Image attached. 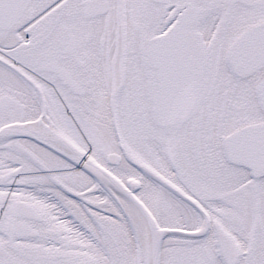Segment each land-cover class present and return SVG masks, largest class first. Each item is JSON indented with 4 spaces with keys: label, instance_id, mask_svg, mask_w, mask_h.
I'll list each match as a JSON object with an SVG mask.
<instances>
[{
    "label": "flooded vegetation",
    "instance_id": "obj_1",
    "mask_svg": "<svg viewBox=\"0 0 264 264\" xmlns=\"http://www.w3.org/2000/svg\"><path fill=\"white\" fill-rule=\"evenodd\" d=\"M263 22L264 0H32L0 29V264H149L153 239L159 264H264V175L226 152L264 127V65L240 75L229 57ZM178 27L198 51L155 54L173 71L204 54L201 98L163 126L148 51Z\"/></svg>",
    "mask_w": 264,
    "mask_h": 264
},
{
    "label": "water",
    "instance_id": "obj_2",
    "mask_svg": "<svg viewBox=\"0 0 264 264\" xmlns=\"http://www.w3.org/2000/svg\"><path fill=\"white\" fill-rule=\"evenodd\" d=\"M30 1L0 0V28L4 30L12 28L22 17ZM180 32L175 31L172 35L157 40L152 50L160 44H164L162 42L165 39H185L186 41L196 39L194 35ZM259 32L264 33V29L243 35L231 53V57H234L237 62L236 68H239L240 72L254 71L264 64V35L259 36ZM251 55H253V59L248 61ZM162 59L164 60V58ZM162 70L160 91L155 97L154 118L162 125L181 123L188 119L198 107L199 81L187 73L188 67L179 66L174 69L175 71L172 67H163ZM263 89L264 84L259 88L258 98L264 110ZM226 152L232 163L253 171L255 176L264 175V127H251L236 134L228 141ZM63 156L89 172L87 167L90 165L86 166L81 161L67 155ZM160 245L161 243L158 241L154 246L153 264L160 263Z\"/></svg>",
    "mask_w": 264,
    "mask_h": 264
},
{
    "label": "bare ground",
    "instance_id": "obj_3",
    "mask_svg": "<svg viewBox=\"0 0 264 264\" xmlns=\"http://www.w3.org/2000/svg\"><path fill=\"white\" fill-rule=\"evenodd\" d=\"M124 19H125V17H124V14H123V19H122V21L124 22ZM259 29H264V22L263 23H260V24H258V25H256L255 27H253L252 29H250V30H248L247 32H245L243 35H246V34H248V33H251L252 32V30H259ZM264 35V33H261V32H259V36H261V35ZM229 57H230V55H229ZM253 59V55H251L250 57H249V60L248 61H250V60H252ZM233 62V61H232ZM233 64V66H237V64H234V63H232ZM237 69V71H239V68H236ZM243 73H246V74H252V73H254V72H252V71H247V72H243ZM239 74L241 75V72L239 71ZM5 135V134H4ZM54 143H56V144H58L59 145V141H54ZM63 145H66V144H63ZM69 147H70V145H68ZM67 150H69L70 151V148H68ZM71 151H73L76 155H77V158L76 157H70V156H68V157H70V158H72V159H75V160H78V161H81L84 165H89V157H88V155H86V154H83V153H81V152H79L75 147H74V149H72ZM64 155H66V154H64ZM235 164V163H234ZM236 165H238V164H236ZM238 166H241V165H238ZM243 167V166H242ZM87 168H91V169H89L90 171H94L95 169H99L98 168V165L96 166V164H93V165H91L90 164V166H88ZM95 168V169H94ZM245 168V167H244ZM247 169V168H246ZM85 170V169H84ZM249 170V169H248ZM87 171V170H86ZM253 172V171H252ZM259 176H262V175H259ZM151 234H152V237H155L156 238V236L158 235V234H160L159 232H154V231H152L151 230ZM159 239V238H158ZM153 241V243H152V245H151V249H153L154 250V245H155V242H156V240L155 239H153L152 240ZM152 257L151 258H154V255H153V252H152V255H151ZM149 264H153V262L151 261V262H149Z\"/></svg>",
    "mask_w": 264,
    "mask_h": 264
}]
</instances>
